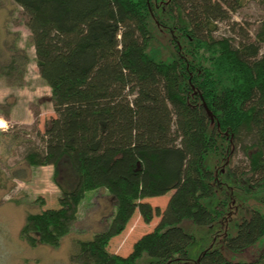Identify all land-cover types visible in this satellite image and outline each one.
<instances>
[{
    "label": "trees",
    "instance_id": "16d2710c",
    "mask_svg": "<svg viewBox=\"0 0 264 264\" xmlns=\"http://www.w3.org/2000/svg\"><path fill=\"white\" fill-rule=\"evenodd\" d=\"M14 1L27 15L55 112L45 122L43 146L31 147L25 160L53 165L57 175L66 158L78 175L73 188L62 190L59 207L28 214L22 238L59 246L85 193L105 188L115 212L106 230L76 241L75 261L189 264L194 237L181 223L207 226L222 214L207 204L222 183L211 159L232 162L241 148L250 183L264 186V17L253 33L248 23L232 21V33L221 35L219 22H231L244 0H167V21L155 0ZM151 21L168 29L174 55L165 58L153 46ZM17 65L12 58L6 75ZM237 172L248 173L230 167L227 176ZM169 192L164 209L149 200ZM137 212L145 223L160 219L127 255L111 251V240ZM237 228L226 246L262 242L257 260L232 261L214 248L195 264H264V214L252 209ZM145 254L151 260L141 261Z\"/></svg>",
    "mask_w": 264,
    "mask_h": 264
},
{
    "label": "rangeland",
    "instance_id": "374dc122",
    "mask_svg": "<svg viewBox=\"0 0 264 264\" xmlns=\"http://www.w3.org/2000/svg\"><path fill=\"white\" fill-rule=\"evenodd\" d=\"M155 2L159 18L167 21L170 16L167 0ZM263 17L264 4L244 0L231 22H219L218 34L232 33V21L248 23L253 33ZM27 20L22 7L14 0H0V264H82L72 257L76 241L91 239L106 230L116 209V200L105 188L85 193L77 207L73 228L59 246L45 243L32 246L21 236L28 214L59 207L62 190L73 188L78 179L66 158L60 163L57 175L53 165H30L25 160L31 147L43 146L45 122L55 116L51 89L39 74ZM178 21H184L181 13ZM151 27L155 36L153 46L160 48L165 58L174 55L168 29L155 21H151ZM15 57L18 65L12 75H6V67ZM211 165L222 183L217 187L216 197L207 204L214 212L220 210L222 214L207 226L196 225L189 219L181 223L194 237L189 247L193 260L189 264H195L206 249L214 248L223 251L232 261H255L263 251L262 242L231 250L225 238L237 233V224L243 217H249L252 209L264 214V186L250 183L248 155L241 148L232 162L218 155L211 159ZM230 167L248 173L227 176ZM170 194L149 197V200L164 209ZM159 219L156 216L151 223H145L140 214L135 213L125 230L111 240L110 250L127 255L134 242L151 231ZM149 260L151 258L145 254L141 261Z\"/></svg>",
    "mask_w": 264,
    "mask_h": 264
},
{
    "label": "crops",
    "instance_id": "0c3cea01",
    "mask_svg": "<svg viewBox=\"0 0 264 264\" xmlns=\"http://www.w3.org/2000/svg\"><path fill=\"white\" fill-rule=\"evenodd\" d=\"M167 194H168V193H167ZM169 198H170V195L166 197L167 202H168Z\"/></svg>",
    "mask_w": 264,
    "mask_h": 264
},
{
    "label": "water",
    "instance_id": "95a60500",
    "mask_svg": "<svg viewBox=\"0 0 264 264\" xmlns=\"http://www.w3.org/2000/svg\"><path fill=\"white\" fill-rule=\"evenodd\" d=\"M209 111V110H208Z\"/></svg>",
    "mask_w": 264,
    "mask_h": 264
}]
</instances>
